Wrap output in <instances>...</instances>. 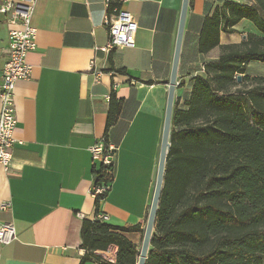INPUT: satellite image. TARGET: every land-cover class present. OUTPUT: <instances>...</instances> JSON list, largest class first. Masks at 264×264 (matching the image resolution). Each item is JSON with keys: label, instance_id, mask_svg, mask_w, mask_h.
Segmentation results:
<instances>
[{"label": "crops", "instance_id": "crops-1", "mask_svg": "<svg viewBox=\"0 0 264 264\" xmlns=\"http://www.w3.org/2000/svg\"><path fill=\"white\" fill-rule=\"evenodd\" d=\"M226 1L253 3L188 0L174 89L178 107H186L192 78H205L204 65L220 54L219 47L199 53L197 45L205 16ZM112 2L132 14L137 31L134 45L105 54L100 50L107 41L105 0H34L36 48L26 56L30 76L14 87L13 158L8 170L0 164V204L10 203L0 208V223L10 222L16 230V239L0 243V264H79L82 220L95 219L96 212L111 225L139 224L140 231L124 233L133 243L144 232L182 0ZM20 28L0 13V84L8 33ZM233 29L220 33V45L258 34L246 19ZM90 61L101 72L98 81ZM122 68L125 73L114 71ZM111 90L123 104L107 134L115 151L113 179L96 208L91 190L100 163L89 147L103 137ZM100 254L114 261L116 247Z\"/></svg>", "mask_w": 264, "mask_h": 264}, {"label": "trees", "instance_id": "trees-1", "mask_svg": "<svg viewBox=\"0 0 264 264\" xmlns=\"http://www.w3.org/2000/svg\"><path fill=\"white\" fill-rule=\"evenodd\" d=\"M111 7H118L111 2ZM258 34L220 45V33L235 32L240 20ZM219 47L206 77L192 78L186 107L173 104L170 146L145 264H264V75L249 71L264 64V0L223 2L206 15L199 53ZM125 73V70H114ZM240 75V82L237 76ZM242 87V88H241ZM123 99L110 91L103 138L119 118ZM113 164L94 169V185H108ZM106 191L95 195V206ZM98 213V212H96ZM139 224L111 225L83 219L79 264H136L139 250L124 233ZM116 247L114 261L100 254Z\"/></svg>", "mask_w": 264, "mask_h": 264}, {"label": "built area", "instance_id": "built-area-1", "mask_svg": "<svg viewBox=\"0 0 264 264\" xmlns=\"http://www.w3.org/2000/svg\"><path fill=\"white\" fill-rule=\"evenodd\" d=\"M112 0H105L107 12L104 23L107 28V41L100 50L109 54L121 46L134 45L137 23L131 13L118 7H111ZM34 0H0V13L7 16L10 23H18L20 29H12L8 33V44L4 49L6 60L2 68L0 84V164L8 170L13 158L15 138L13 131L16 126L14 103V87L18 80L30 76L31 66L26 60L27 53L36 48V28L31 23ZM89 69L98 81L101 72L89 62ZM92 159L103 165H112L115 151L102 137L89 147ZM109 189L108 185H93L92 194L95 196ZM10 203L3 202L0 208H6ZM106 215L97 213L95 219L102 222ZM16 239V230L12 223H0V243L7 244Z\"/></svg>", "mask_w": 264, "mask_h": 264}, {"label": "water", "instance_id": "water-1", "mask_svg": "<svg viewBox=\"0 0 264 264\" xmlns=\"http://www.w3.org/2000/svg\"><path fill=\"white\" fill-rule=\"evenodd\" d=\"M187 6H188V0H182L178 31H177L176 43H175V49H174V56H173L171 74H170L169 85H168L165 117H164L161 147H160V153H159V159H158V165H157L155 186H154L153 197H152L149 213L147 216V221H146L145 229L143 232L142 242H141V246L139 249L136 264H145V261L147 259V253H148L150 240L152 237L153 226L155 222V214H156L157 205H158V201H159V197H160V193H161V189L163 185L165 160H166V155H167V152L170 146L169 132H170L171 115H172V109H173V103H174V89L176 85L177 67H178V60H179ZM240 78L241 76L238 75L237 80L240 81Z\"/></svg>", "mask_w": 264, "mask_h": 264}, {"label": "rangeland", "instance_id": "rangeland-1", "mask_svg": "<svg viewBox=\"0 0 264 264\" xmlns=\"http://www.w3.org/2000/svg\"><path fill=\"white\" fill-rule=\"evenodd\" d=\"M249 71H250L251 73H256V74H258V75H264V64H263V63H258V62H251V63L249 64ZM237 81H238V80H237ZM238 82H240V81H238ZM241 88H242V87H241ZM142 235H143V232L141 233V236H140L138 242L135 243L136 246H137V249H138V250L140 249V246H141ZM108 249H109V248H108ZM108 249H107V250H108ZM107 250H106V251H107Z\"/></svg>", "mask_w": 264, "mask_h": 264}]
</instances>
